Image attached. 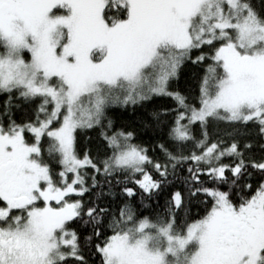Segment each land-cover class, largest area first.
<instances>
[{
	"label": "snow or ice",
	"instance_id": "6c2138e0",
	"mask_svg": "<svg viewBox=\"0 0 264 264\" xmlns=\"http://www.w3.org/2000/svg\"><path fill=\"white\" fill-rule=\"evenodd\" d=\"M0 264H264V0H0Z\"/></svg>",
	"mask_w": 264,
	"mask_h": 264
},
{
	"label": "trees",
	"instance_id": "16d2710c",
	"mask_svg": "<svg viewBox=\"0 0 264 264\" xmlns=\"http://www.w3.org/2000/svg\"><path fill=\"white\" fill-rule=\"evenodd\" d=\"M183 83V82H182ZM143 135V134H142ZM144 139H147V136H144ZM161 203H163V200H161ZM147 214V213H146Z\"/></svg>",
	"mask_w": 264,
	"mask_h": 264
}]
</instances>
